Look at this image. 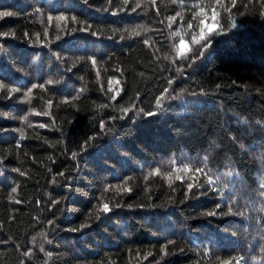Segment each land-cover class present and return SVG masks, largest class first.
<instances>
[{
	"label": "trees",
	"instance_id": "16d2710c",
	"mask_svg": "<svg viewBox=\"0 0 264 264\" xmlns=\"http://www.w3.org/2000/svg\"><path fill=\"white\" fill-rule=\"evenodd\" d=\"M0 12V264H264V0Z\"/></svg>",
	"mask_w": 264,
	"mask_h": 264
},
{
	"label": "snow or ice",
	"instance_id": "6c2138e0",
	"mask_svg": "<svg viewBox=\"0 0 264 264\" xmlns=\"http://www.w3.org/2000/svg\"><path fill=\"white\" fill-rule=\"evenodd\" d=\"M85 3H87V0H85ZM109 3H111V0H109ZM125 3H127V0H125ZM152 3L155 4V0H152ZM216 4L219 5L220 4V0H216ZM233 6H234V0H233ZM194 7H197L199 8V11L197 12H194L193 14V19L197 16H204L206 15V12H205V8L204 7H200L199 5H195ZM135 10V9H133ZM230 11V9H227ZM39 11V10H37ZM9 15H12V13L10 12H0V17H3V16H9ZM181 14L178 12L176 13V16H180ZM217 15L218 13L216 12V9L215 7H213L211 9V19L212 21L214 22L212 25H207L205 24V21L204 19H201L199 21V24L197 25L199 27V33H192L191 35V40H192V43L195 44V45H200V48L196 51V54L194 56H189V53H191L193 51L192 47L188 45V43L183 39L181 38L179 40V43L175 46V58H182V59H192L193 61L197 58H199L200 56H203V53H204V50L209 46L210 44V41H209V36L212 34V33H218V30H217V25H216V19H217ZM176 16H172L170 17L169 19L172 20V21H175L176 20ZM49 21H51L53 19V17L49 16L48 17ZM55 19L57 20H60V21H67L69 19V17H66V16H59V17H56ZM71 20L73 22H76V17H71ZM171 26V25H170ZM90 27V26H89ZM188 29H192V24L189 23L188 24ZM232 27H235V24L232 25ZM72 31H74L75 29H71ZM81 30H87V29H81ZM95 35V33H93ZM137 35H140L141 33L137 32L136 33ZM7 35V34H5ZM174 36H180V33H173ZM60 37L57 36V39H59ZM205 41H208V43H203ZM145 44H148V40H145L144 41ZM175 58H174V61L175 62ZM91 60V63L93 65L96 64V60L95 58H90ZM48 83H52V81H49ZM172 81H169V84L171 85ZM4 87V85L0 84V88ZM10 91L12 92H15L17 91V89H10ZM167 89H165V94L167 93ZM164 99V94H162V96L160 98L157 99L156 101V106L158 108H161L162 107V100ZM135 106L133 105L132 108H134ZM132 108H123L122 111L127 113L128 111H131ZM144 110L143 109H139V112H143ZM155 113L149 111L146 113V115H154ZM41 127H43V125H41ZM101 127H103V124L101 125ZM73 157L75 158V154H73ZM204 161L206 162L208 157L205 156L204 158ZM184 171H191L192 169L189 168L187 165H185L184 169H182ZM195 171L197 173H202L205 178H206V182L209 184V185H213L215 183V181L212 179V177L207 173V172H204L203 169L197 167L195 169ZM151 174H160V170L159 169H155L153 173ZM225 175H228V176H231L233 175V173L231 171L225 173ZM192 185L189 184L188 185V188L191 189ZM262 187H264V185H262ZM13 191H15V189H13ZM102 211L104 212H108L110 211L109 207H108V204H103L102 205ZM229 211L231 212V208L229 209ZM261 212H264V207H262L260 209ZM209 215H215V213H209ZM87 225H83L82 227H86ZM78 229H72V231H76ZM33 240H35V238H33ZM30 251L29 252H26L25 255H30ZM240 259H243V257H241ZM222 264H233V261L232 260H229V261H225V262H222Z\"/></svg>",
	"mask_w": 264,
	"mask_h": 264
}]
</instances>
